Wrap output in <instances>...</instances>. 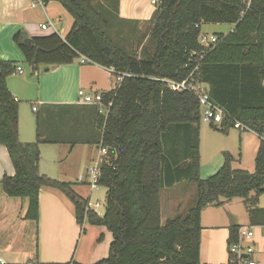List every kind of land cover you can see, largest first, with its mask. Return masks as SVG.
<instances>
[{
    "label": "trees",
    "instance_id": "1",
    "mask_svg": "<svg viewBox=\"0 0 264 264\" xmlns=\"http://www.w3.org/2000/svg\"><path fill=\"white\" fill-rule=\"evenodd\" d=\"M41 1L60 3L74 21L64 38L57 33L34 37L30 47L24 32L14 36L33 74L42 65H68L83 56L113 69L114 77L130 76L103 93L104 101L112 102L107 117L92 105L44 104L37 111L35 141L23 143L20 102L8 88L18 63L0 59V146L6 147L15 169L0 185L9 197L27 199L24 220L39 223L42 188L65 192L80 227L88 222L112 235L108 257L94 264H201L202 211L235 198L244 200L250 225L264 227V208L258 206L264 194V139L253 173L234 169L235 157L224 152L217 173L202 179L199 101L192 92H174L162 81L182 82L193 73L196 82L209 85L212 103L225 113L222 128L212 127L227 135L241 123L264 136V0H252L249 7L243 0H160L143 36L147 45L138 52L113 38L114 27L121 31L124 24L136 23L120 18V0ZM203 24L235 28L216 35L219 42L208 49L199 43ZM42 144L107 149L98 181L107 190L103 216L88 208L74 183L40 172ZM183 181L197 186V203L162 224L161 193ZM240 228L230 227L229 247L238 241ZM103 238L101 234L98 242Z\"/></svg>",
    "mask_w": 264,
    "mask_h": 264
},
{
    "label": "crops",
    "instance_id": "2",
    "mask_svg": "<svg viewBox=\"0 0 264 264\" xmlns=\"http://www.w3.org/2000/svg\"><path fill=\"white\" fill-rule=\"evenodd\" d=\"M36 0H0V48L6 46V56L8 52L11 57H1L3 61L24 62V55L14 42V36L19 32H24L28 38L48 36L55 31L41 29V25L51 20L53 23L60 25L58 34L65 37L72 27V19L65 18L66 10L57 2H51L44 6L33 3ZM156 11L152 5V0H120V18L124 20L135 21L138 25L150 23V20ZM64 20V21H63ZM66 20V22H65ZM235 26H232L230 32ZM57 29V28H56ZM19 61V62H18ZM20 67V66H18ZM48 69V71H47ZM39 73V71H38ZM24 74V73H23ZM10 78V77H9ZM8 78V79H9ZM21 86H15L8 81V88L13 96L21 102V100H31V106H36L38 110L44 104L46 105H82L80 102L79 91L85 90L89 93H106L112 91L116 86V80L112 74V70L95 65L93 63H82L81 59H76L72 64L46 66L44 74L38 75V87L36 93L31 92L32 82H24ZM33 95V96H28ZM33 112L37 115V112ZM36 119L33 120L28 114H25L19 108V135L23 143L34 142L36 138ZM25 123V126L23 124ZM28 131L25 133V128ZM58 146L59 154L53 157V163L56 165L49 171L42 170V162L40 161V172L59 180L71 170L67 172L64 167L70 161L72 153L79 147L90 150L89 145H63V144H42L40 145L41 156L44 146ZM64 152V155H60ZM64 156V159H60ZM235 157V156H234ZM236 159V158H235ZM94 160L87 159L80 167L78 180L84 179L86 173ZM215 169L207 170L208 174L217 172ZM7 176H14L15 169L5 146H0V181ZM200 176L202 179L206 176L202 174L200 168ZM67 182V181H63ZM88 183V182H87ZM177 187V185H176ZM175 187V188H176ZM173 196V195H172ZM173 198V197H172ZM56 192L42 188L40 192V220L37 256L44 261L70 262L94 264L104 259L109 254L112 235L108 234L106 228L92 226L96 228V232L85 227V233L82 234L76 226H78L75 213L71 207L58 201ZM238 198L224 201L222 205H209L202 211L201 216V245H200V262L201 264H235L231 261L229 251L230 227L233 225L239 227H250L249 214L245 207L243 199L239 203H235ZM90 202V198L87 199ZM172 201V200H171ZM169 202V208L173 203ZM259 198L258 206L264 208ZM14 205H6L5 215L0 217V259L5 264H16L14 261H6L9 255L17 253L26 254V240L31 239L30 233H27V227L30 221L24 220V212L27 205L16 207ZM12 204V202H11ZM92 204L89 203V208ZM27 209V208H26ZM95 212L103 216L104 213ZM84 223V226H86ZM253 227V226H251ZM255 238L253 246L255 253L250 256L257 264H264V227H253ZM93 229V228H90ZM24 230V231H23ZM103 234V241L98 242L96 234ZM85 238V240H84ZM85 241V242H84ZM77 243V244H76ZM105 243V244H104ZM80 245H84L81 249ZM19 247V248H18ZM81 249V250H80ZM28 251H31L29 249ZM31 256V255H30ZM87 260V261H84ZM29 261H33L31 258ZM16 262V261H15Z\"/></svg>",
    "mask_w": 264,
    "mask_h": 264
},
{
    "label": "rangeland",
    "instance_id": "3",
    "mask_svg": "<svg viewBox=\"0 0 264 264\" xmlns=\"http://www.w3.org/2000/svg\"><path fill=\"white\" fill-rule=\"evenodd\" d=\"M58 3V2H57ZM60 4V3H59ZM61 5V4H60ZM62 6V5H61ZM63 7V6H62ZM64 8V7H63ZM66 15L64 14L65 18H70L73 20V17L67 12ZM64 21V20H63ZM54 22V21H53ZM66 22V20H65ZM231 24H203L201 27V33L208 34V35H218V34H228L230 33L232 29ZM55 27L58 31H60V25L55 24ZM151 28L150 23H144L142 25H138V23L134 24H124L123 31L118 29V27H114L113 30V38L116 42L120 41L122 45L127 48L129 52L132 51H140L143 46L147 45L146 41L144 40L143 36H145ZM51 31H54L51 29ZM133 32V35L132 33ZM121 35V36H120ZM144 46V47H145ZM6 46H2L0 48L1 51V57H11V53L8 52V56H6ZM19 62V61H18ZM18 66L23 68L24 74H19L16 72L14 75L10 76L8 79L11 84L15 86H21L22 84H25L26 86L27 81L32 82L31 92L36 93L37 87H38V75L44 74V71L46 69L45 65L40 66L39 73L36 72L33 74L32 69L25 64V62L18 63ZM28 96H33L29 95ZM19 108L25 113L28 114L29 117L33 120V117L37 118V115L34 114L31 106V100H21ZM37 120V119H36ZM25 126V123L23 124ZM28 126L25 128V133L28 131ZM260 145V138L252 131L246 130L241 131L238 129H231L229 133L226 135L224 133L219 132L217 129L212 127L209 123L201 121L200 123V160H201V170L203 176L205 175L207 179L210 176L214 174H208L207 170L209 169H216L218 167V170L221 168L224 162V152H229L233 156H235V161L233 163V168L238 170H244L248 171L250 173H253L255 171V157L257 154L258 147ZM90 146V145H89ZM90 150H88V156L86 155L87 152L84 151L85 149L77 148L69 158L70 161H67L68 164H65L64 167L67 168V172L71 170V173L67 174L66 176L62 177L60 181H67L70 183H74L73 189L75 192L82 197L83 199L87 200L90 198V204H92L91 208L92 210H96L99 213H105V207H106V195L107 190L104 187H92L91 186V176L89 173H86L84 175V179L78 180V174L80 171L81 165L87 160H94L96 161L99 159L100 154V147L96 145H91ZM58 146L55 145H47L44 146L43 154L41 156L40 161L42 162V170L49 171L50 168L56 165L54 164L53 157L55 155L59 154ZM60 155H64V152H61ZM64 156H62L60 159H64ZM101 160H106V157H100ZM217 170V171H218ZM50 177V176H48ZM52 178V177H50ZM88 182V183H87ZM176 187V186H175ZM165 188L161 193V221L162 224L166 222L167 219H171L175 217L176 215L185 214L188 209L194 207V205L197 203V186L191 182L183 181L180 184L177 185L175 188ZM48 188V187H45ZM48 190H52V192H56L57 199L55 201H58L59 198L65 203L67 206L69 205L71 209L75 213V206L74 202L72 201L71 197L67 195L65 192L48 188ZM173 195V196H172ZM255 193L253 192L251 196H254ZM173 197V198H172ZM261 198V205L264 207V194L260 197ZM172 200V201H171ZM13 201L16 203V207H20L22 205H28L27 199H21V198H11L9 197L3 190V188L0 185V217H3L5 215L6 211V205H10V208L12 205H14ZM173 203V206L171 205V208H169V202ZM224 201V200H223ZM242 200L239 198L235 201V203L241 204ZM12 202V204H11ZM98 204L99 206H96ZM27 208V207H26ZM26 208L25 212L26 213ZM29 221V220H26ZM30 225L27 227L26 232L30 233L31 239L26 240V254L24 253H17L15 252L12 255H9L6 261H14L13 263L16 264H24L29 261L31 258L33 261H38L42 263H65V262H57V261H44L40 256H37V246L36 243L38 242V232H39V226L37 223L30 221ZM36 224V225H35ZM89 230V234L91 230H97L96 228L92 227L88 222L86 223V226L80 227L79 225L76 226L78 230L81 232L82 229ZM251 227V226H250ZM93 228V229H90ZM253 228V227H252ZM24 231V230H23ZM254 231V228H253ZM108 234L111 235V233L108 231ZM97 241L100 237V234H96ZM85 240V238H84ZM85 242V241H84ZM101 243V242H100ZM77 244V243H76ZM105 244V243H104ZM81 249L84 248V245H80ZM19 248V247H18ZM31 249V251H28ZM80 249V250H81ZM31 255V256H30ZM109 255V254H108ZM108 257V256H107ZM16 261V262H15ZM87 261V260H84ZM86 264H89L88 262Z\"/></svg>",
    "mask_w": 264,
    "mask_h": 264
},
{
    "label": "built area",
    "instance_id": "4",
    "mask_svg": "<svg viewBox=\"0 0 264 264\" xmlns=\"http://www.w3.org/2000/svg\"><path fill=\"white\" fill-rule=\"evenodd\" d=\"M243 1L246 3L247 7H249L252 0H243ZM159 3L160 0H152V5L156 9ZM33 5L44 6L45 4L41 0H36L34 1ZM41 29L44 31L53 29L58 34V31L55 27V23H53L51 20H48L46 23L42 24ZM218 42H219V38L216 35H208L201 33L199 36V43L204 48L211 49L215 47ZM80 59L82 63L89 62V60L83 56L80 57ZM198 68L199 66L195 68L194 72H196ZM110 70H112V74H113L114 70L113 69ZM16 72H18L19 74H23L24 70L23 68L18 67ZM129 76H130L129 74H120L114 77L116 80L115 87H118L119 84L123 81V79ZM162 81L166 82L168 87L174 92H184V91L192 92L199 101L201 113H202V121L207 122L210 125L217 126L218 128H222L225 118V113L222 108L212 103L208 84L204 82H196L195 78L193 77V73L186 80L182 82L165 80V79H163ZM79 97L82 105L96 106L98 107L100 114L104 115L105 117L108 116L109 109L112 106V102L110 101L106 103L103 98V93H89L86 92L85 90H80ZM33 111L37 112L38 108L36 106H33ZM235 129L241 131L249 130L246 126L242 125L241 123H236ZM258 137L264 139V136H258ZM107 154L108 151L106 148H100L99 159L93 161L92 165L88 169V173L92 179V182L90 183L92 187H98V181L100 178V166L105 162L104 160H101L100 157H107ZM96 206L99 205L96 204ZM254 238H255V232L253 231L252 227L240 228L238 241L233 243L229 247L232 262H234L235 264H257V262L251 259L250 257L255 253L253 246ZM0 263L4 264V262L1 259H0Z\"/></svg>",
    "mask_w": 264,
    "mask_h": 264
},
{
    "label": "water",
    "instance_id": "5",
    "mask_svg": "<svg viewBox=\"0 0 264 264\" xmlns=\"http://www.w3.org/2000/svg\"><path fill=\"white\" fill-rule=\"evenodd\" d=\"M24 43H25V45H26L27 47H30L31 44H32V39H31V38H27V39L24 41ZM47 71H48V69H47Z\"/></svg>",
    "mask_w": 264,
    "mask_h": 264
}]
</instances>
